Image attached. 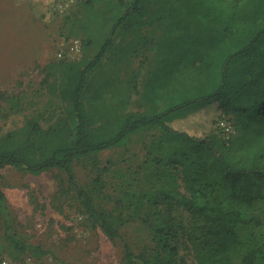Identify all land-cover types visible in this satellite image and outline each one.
<instances>
[{"label":"trees","instance_id":"obj_1","mask_svg":"<svg viewBox=\"0 0 264 264\" xmlns=\"http://www.w3.org/2000/svg\"><path fill=\"white\" fill-rule=\"evenodd\" d=\"M144 19L163 29L156 43L160 61L142 94L150 106L129 112L130 93H139L138 85L121 81L123 91L115 79L103 85L99 74L113 53L118 63L134 64L148 45L141 30ZM134 33L139 38L132 47L117 43V35L124 39ZM57 66L61 76L51 81L49 74L42 85L68 105L66 117L49 128L39 117H29L0 137V170L63 171L90 219L116 240V218L77 183L74 164H98V154L157 130L145 144L141 182L131 181L122 197L151 227L154 249L137 254L126 245L123 264H190L181 252L189 244L195 264H233L236 258L241 264H264V219L256 214L264 203V0H133L94 60L63 59ZM0 97L9 113L24 109L22 98ZM210 107L218 117L208 135L173 126ZM181 206L194 208L203 220L186 240L175 215ZM1 212L10 214L0 188ZM2 225L19 251L29 247L8 218Z\"/></svg>","mask_w":264,"mask_h":264},{"label":"rangeland","instance_id":"obj_2","mask_svg":"<svg viewBox=\"0 0 264 264\" xmlns=\"http://www.w3.org/2000/svg\"><path fill=\"white\" fill-rule=\"evenodd\" d=\"M133 0H90L67 13L56 11V0H0V94L22 98L24 109L9 113L0 97V137L21 127L27 118L39 117L44 128H49L61 117H66L68 105L50 92L42 83L51 74L56 81L62 74L57 66L63 59L86 63L95 59L109 37L119 15L128 11ZM144 19L141 28L148 45L141 50L134 64L110 54L101 69L100 82L104 85L115 79L120 84L133 81L139 93L132 91L129 112L147 110L150 104L143 99L145 85L160 57L156 43L163 33L157 22ZM117 43L133 46L139 36L127 34ZM80 41L81 51L70 55L69 47ZM63 52L64 56L60 57ZM99 82V83H100ZM98 84V83H97ZM116 84V83H115ZM111 94L105 96L109 99ZM159 104V103H158ZM218 117L215 108L196 113L195 119L177 122L176 129H187L197 136H206L214 128ZM228 131H231L225 123ZM151 130L134 136L125 145L97 155L99 163L83 160L74 164L77 183L89 191L99 208L112 213L118 222L120 237L110 240L94 223L77 190L67 174L52 170L42 175L24 173L15 168L0 170V188L7 197L10 214H0V261L8 259L20 264H123L126 245L137 254H151L154 233L145 225L131 206L123 200L128 184L141 182L147 161L145 144ZM256 214L264 219V203L256 207ZM178 221L184 227V239L203 220L194 214V208L175 209ZM8 218L11 229L21 242L29 247L19 251L5 236L3 221ZM264 229V228H263ZM182 241V240H181ZM182 245L183 242H181ZM182 247V246H181ZM182 247L190 264H195L191 245ZM233 264H241L236 258Z\"/></svg>","mask_w":264,"mask_h":264},{"label":"built area","instance_id":"obj_3","mask_svg":"<svg viewBox=\"0 0 264 264\" xmlns=\"http://www.w3.org/2000/svg\"><path fill=\"white\" fill-rule=\"evenodd\" d=\"M88 0H56V4H55V8L56 11L64 14L69 12L70 10H72L74 7H76L77 5L84 3ZM81 51V43L80 41H75L71 47H69V52L70 55L79 53ZM64 53L61 52L60 53V57H63ZM0 264H17L14 261L8 260V259H3L0 261ZM20 264H24L23 262H21ZM25 264H33L31 263V261H25Z\"/></svg>","mask_w":264,"mask_h":264}]
</instances>
